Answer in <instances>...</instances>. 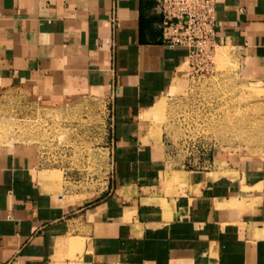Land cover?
<instances>
[{
  "label": "crops",
  "instance_id": "0c3cea01",
  "mask_svg": "<svg viewBox=\"0 0 264 264\" xmlns=\"http://www.w3.org/2000/svg\"><path fill=\"white\" fill-rule=\"evenodd\" d=\"M157 2L0 0V92L109 96L115 140L110 188L87 200L58 189L36 146L0 145V264H264V164L170 168L146 117L189 60L163 43ZM214 7L217 47L264 87V0Z\"/></svg>",
  "mask_w": 264,
  "mask_h": 264
},
{
  "label": "rangeland",
  "instance_id": "374dc122",
  "mask_svg": "<svg viewBox=\"0 0 264 264\" xmlns=\"http://www.w3.org/2000/svg\"><path fill=\"white\" fill-rule=\"evenodd\" d=\"M179 72L146 115L172 152L168 166L208 168L214 160L227 175L243 164H264V87L239 74L231 50L216 47L209 60L194 55ZM108 99L46 101L27 87L8 88L0 92V145L36 146L71 199L102 195L110 188L109 148L115 144Z\"/></svg>",
  "mask_w": 264,
  "mask_h": 264
},
{
  "label": "built area",
  "instance_id": "2783aa9c",
  "mask_svg": "<svg viewBox=\"0 0 264 264\" xmlns=\"http://www.w3.org/2000/svg\"><path fill=\"white\" fill-rule=\"evenodd\" d=\"M214 5L215 0H158L163 43L170 47H185L189 60L194 55L209 60L217 47ZM108 43L113 45L111 40Z\"/></svg>",
  "mask_w": 264,
  "mask_h": 264
},
{
  "label": "bare ground",
  "instance_id": "6f19581e",
  "mask_svg": "<svg viewBox=\"0 0 264 264\" xmlns=\"http://www.w3.org/2000/svg\"><path fill=\"white\" fill-rule=\"evenodd\" d=\"M150 114V113H149Z\"/></svg>",
  "mask_w": 264,
  "mask_h": 264
}]
</instances>
